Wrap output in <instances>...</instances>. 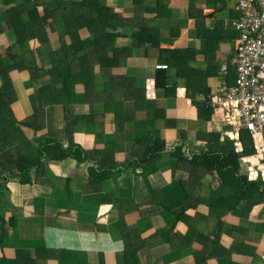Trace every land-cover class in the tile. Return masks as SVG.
Returning a JSON list of instances; mask_svg holds the SVG:
<instances>
[{
	"label": "crops",
	"instance_id": "1",
	"mask_svg": "<svg viewBox=\"0 0 264 264\" xmlns=\"http://www.w3.org/2000/svg\"><path fill=\"white\" fill-rule=\"evenodd\" d=\"M63 1L70 2L65 15L90 7L80 8L82 0ZM134 1L101 0L118 15L101 13V21L99 14H84L96 22L122 25L100 33L117 57L89 75L82 70L72 75L63 68L77 64L76 55L86 56L98 41L88 31L95 25H80L85 19L80 13L67 19L64 12L55 13L46 35L23 46L10 37L14 31L1 30L0 48L9 51L12 46L22 66L29 62V53H37L43 68L39 78L32 79L28 69L12 71L24 81L21 92L42 99L50 115L55 108L54 125L68 129L61 139L63 148L73 142L83 155L50 160L55 182L45 168L26 185L0 174V264H263L264 184L261 194L252 191L236 210H216L208 199L221 185V176L208 171L203 161L199 167L191 164L196 155L210 151L208 133L226 138L224 110L212 108L206 117L193 98L205 104L224 85L234 84L232 59L239 36L234 23L242 13L232 0ZM14 2L0 1V24ZM55 2L34 1L41 17ZM144 25L159 31L160 48L137 46L135 33ZM44 45L50 46L45 55ZM173 50L181 51V63L179 57L172 58ZM159 64L168 65L165 72L159 71ZM161 73L166 75L160 77L164 86L157 85ZM14 110L18 120L39 125L37 131L21 126L29 138L50 134L52 119L41 103L30 113L18 101ZM157 132L164 147L151 158V144L141 136L154 138ZM51 141L56 144V139ZM98 150L100 156L94 154ZM100 160L111 173L105 182L92 177L103 171ZM241 167L248 170L240 159ZM182 184L195 190L198 201L192 209L183 210ZM246 188L250 190V183Z\"/></svg>",
	"mask_w": 264,
	"mask_h": 264
},
{
	"label": "trees",
	"instance_id": "2",
	"mask_svg": "<svg viewBox=\"0 0 264 264\" xmlns=\"http://www.w3.org/2000/svg\"><path fill=\"white\" fill-rule=\"evenodd\" d=\"M13 1L16 0H8V2ZM100 1L101 0H97V3L88 4V0H82L80 3H78V5H81L80 8H87V5H89L90 7H88L86 10L74 9L71 14L65 15V13L70 10V2L65 3V1L63 0H58V2H55L50 8V11L48 12V10H45V14L41 17L37 9V4L33 3V6H31L29 2H23L21 0V3L18 6L5 11L2 14V19L4 23L8 22L9 26H11L15 22L20 23L21 26H25L29 24H27L23 20V16L29 15V18L31 20L29 29L24 30V32L23 30H18V32L14 31L17 40L16 42H19V45L23 46L24 44L27 45L28 42L32 40H37V38L41 39V36L43 34L46 35V26L48 22L52 20V15L58 12H64V19H67L72 15H76V13H80L81 17L85 18L84 14H86L88 11L90 12L89 15H91V17L99 14L97 16L100 21L103 17L101 13H106L107 15L114 14L113 16H118L113 12L111 8L104 7ZM134 2L143 3V0H135ZM158 2L161 3V0H158ZM162 7L163 6H161V8ZM152 11H154V9H152ZM160 14L161 10L158 9L157 16H159ZM99 16L101 18H99ZM9 17L10 19H8ZM91 17L85 18L83 23H81L80 25L83 26V28H85L84 26L86 25H95L92 31H88L92 35H95L98 41H96L95 45L92 47L93 50L87 52L86 56L80 54L76 55L77 64L71 66L64 65L63 68H65L72 75L77 76L79 74V70H82L81 73L87 75H89L90 73H94V70L97 67H100V69L102 70L108 62L116 59L117 57V51L115 50V48L109 44V41L104 42V39L102 38L100 33H107V28L109 26L116 28L122 25L118 21H108L103 23L100 21L98 22L97 20L96 22L95 19ZM98 27L101 29L100 32ZM141 27V30L135 33L137 46L141 45L146 49L149 47L160 48V40L156 38L159 35V31L155 27H151L149 25H144ZM148 35L151 36V39L149 41L146 40ZM8 49L10 52L9 56L11 57L10 60H5L6 62H8V64H6L3 57L0 56V174L7 173L10 175L11 179H17L23 185L33 184L39 174L44 171V168H48L50 160H60L67 157L80 158V156H82L83 154L82 150H76L73 142L69 143V146L64 149L60 144L56 143L52 145L51 139L47 138V136L43 134L34 135L33 138H29L27 133L22 129V125L34 126L35 131L39 130L40 128L39 125L32 123V121L30 120L24 122L17 119L14 106L19 101L20 95L19 90L15 87L14 83V81L18 79H16L17 74L12 71L15 69L19 70L21 68H24L23 70L28 69L30 75L32 76L31 78L37 79L39 78L37 77V73H40L43 68L40 63H38L39 57H36V52L33 51L29 53L33 60H31L30 56H28L27 59L29 60V62L22 66L20 64V61H16L15 58L18 57L12 52V46H9ZM171 53L172 58L175 56L179 57L177 59V62L181 63V51L173 50L171 51ZM22 63H25L24 60L22 61ZM57 63L61 62L58 61ZM159 71L165 72L164 69H161ZM164 76L166 75H164L163 73L158 75L159 79L157 80V85H165L164 81L160 82V77L162 78ZM193 102L198 105L201 111H204V114L201 115L210 117V113H212V107L208 105L207 99L205 100V104L204 102H201V104H199L200 101L197 100L195 96L193 98ZM128 117L132 122H134L135 126L139 125L138 122L133 121V116ZM36 118L37 116L35 115L34 119ZM158 134L159 132H157V135L154 138L149 133H145L141 136L143 139L148 140L151 144L148 148V155H150L151 158L158 157L161 153V149L164 147V141ZM206 139L208 140L210 151L203 155H196L191 164L193 165V167H199V164H201V162L203 161V165L205 164V167L208 171H215L219 176H221V185L219 186V188L210 192L208 199L209 204L216 210L224 209L233 211L238 208V205L242 199H244L245 197H251L252 191H254L255 194H261L260 186L263 183L260 180H249L246 173L244 174L239 171L241 154L250 153V149L247 148L246 145L248 144V146L252 148V152L254 150L250 142V135L246 133L245 135H242V139L245 143V152L242 153H238L235 151L233 141L228 136L222 141L218 132L213 131L208 133L206 135ZM212 143H215V145L213 146V150ZM22 149L31 150V156L27 154L24 155ZM178 151L179 153H181V147L178 148ZM91 154L92 153H90V155ZM94 154L99 155L100 153L96 152ZM100 164L103 168V171L95 176L93 175V181L96 180L98 182H101L111 178V173L109 172V170H107V168L103 166L101 160ZM10 178L8 177V179ZM248 183H250V190L245 191L247 189L246 185ZM182 186L185 192L186 200V203L183 204V210L192 209L195 207V203L198 201V198L194 200L195 190H189L183 184ZM1 193L3 195V192ZM254 198L259 199V196H254ZM192 200L194 201L192 202ZM169 212L173 213L174 211Z\"/></svg>",
	"mask_w": 264,
	"mask_h": 264
},
{
	"label": "built area",
	"instance_id": "3",
	"mask_svg": "<svg viewBox=\"0 0 264 264\" xmlns=\"http://www.w3.org/2000/svg\"><path fill=\"white\" fill-rule=\"evenodd\" d=\"M232 1L242 13L234 23L239 33L232 59L236 78L233 85H224L218 93L209 96L207 103L224 110L223 134L233 141L236 152L245 151L241 133L248 132L255 150L243 155L241 160L248 164L249 180L264 184V0ZM167 67L157 65L159 69Z\"/></svg>",
	"mask_w": 264,
	"mask_h": 264
},
{
	"label": "rangeland",
	"instance_id": "4",
	"mask_svg": "<svg viewBox=\"0 0 264 264\" xmlns=\"http://www.w3.org/2000/svg\"><path fill=\"white\" fill-rule=\"evenodd\" d=\"M0 1H2V0H0ZM22 1H25V2H29V4L31 5V6H33V3H34V1L35 0H22ZM21 3V0H17V1H15L13 4H11L10 5V8H12V7H16V6H18L19 4ZM59 15H60V12H59ZM1 20V19H0ZM23 20L27 23V24H29L30 25V23H31V20H30V18H29V15H24L23 16ZM12 24V23H11ZM29 25H20V23H13L11 26H9V24L8 23H3V24H0V30H3V31H5V30H9V32L8 33H10V31H15V32H18V30L19 31H22L23 30V32H24V30H28L29 29ZM12 39H14L15 40V37H16V35L15 34H13V35H11L10 36ZM43 51H44V55L45 54H47L49 51H50V46H48V45H44L43 46ZM9 51H7L4 47H1L0 48V56H2V57H4L5 58V60H10V56H9ZM4 60V62H6ZM6 64H8V62H6ZM31 77V76H30ZM18 78V79H17ZM16 79H17V81H16V83H17V86H15V87H18V90H19V95H20V100H19V102L21 101L22 102V104L26 107V110L27 111H30V113L31 112H33V110H34V105L37 103V102H39V103H41V105H42V107H43V110H44V113L48 116H50L51 117V119H52V126L53 127H51L50 128V134H48L47 135V138H50V139H56V143L57 144H60L61 145V147H63V142H62V140L61 139H63V137H65V132H66V134H67V130L68 129H66V128H64V129H62V130H60L59 129V124H55L54 125V123H55V117L57 118V114H56V112H55V108H53L52 107V110H53V112H54V114L55 115H50V112H49V110H48V108H47V106L45 105V103H44V101L42 100V99H35V97H33V98H31L30 97V95L28 94H24V92H21L22 90H24V88H23V85L25 86V84H24V81H23V79L22 78H19V77H16ZM32 84L34 85V87L35 88H37L36 87V85H37V83H35V82H32ZM75 86H76V84H75ZM18 103V102H17ZM17 103H16V105H17ZM26 103H28V105L26 104ZM49 103V102H48ZM36 113V112H35ZM206 116V115H205ZM207 117V116H206ZM210 119V118H209ZM29 126V130L30 131H32V130H35L34 128L35 127H33V129H32V127H31V125H28ZM37 130V129H36ZM69 134H73V132L71 131V130H69ZM244 135V134H243ZM94 149V148H93ZM181 150H183V148H181ZM102 151H104V150H102ZM22 152H23V154L25 155V154H27V155H30L31 156V150H27V149H22ZM98 152H100V150H98ZM246 167H247V165H245ZM246 167H241L240 168V171L241 172H245V173H247V170H246ZM246 170V171H245ZM45 174H48V175H50L52 178H53V180H54V182H55V180H56V174L54 173V171L51 169L50 170V168H46V170H45ZM105 181H107V180H105ZM104 181V182H105ZM55 195H56V192H54V195H53V197L55 198ZM222 211H230V210H222ZM2 215V214H1Z\"/></svg>",
	"mask_w": 264,
	"mask_h": 264
}]
</instances>
